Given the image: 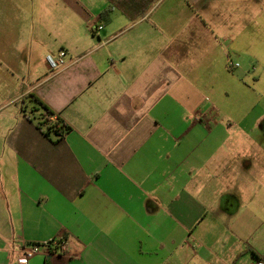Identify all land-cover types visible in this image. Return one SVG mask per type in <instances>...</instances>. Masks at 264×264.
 <instances>
[{
	"label": "crops",
	"instance_id": "1",
	"mask_svg": "<svg viewBox=\"0 0 264 264\" xmlns=\"http://www.w3.org/2000/svg\"><path fill=\"white\" fill-rule=\"evenodd\" d=\"M63 1L89 30H36L44 71L0 90V264L34 244L69 255L29 264H263L264 0L113 7L112 30L108 0ZM21 32L0 30V61Z\"/></svg>",
	"mask_w": 264,
	"mask_h": 264
},
{
	"label": "rangeland",
	"instance_id": "2",
	"mask_svg": "<svg viewBox=\"0 0 264 264\" xmlns=\"http://www.w3.org/2000/svg\"><path fill=\"white\" fill-rule=\"evenodd\" d=\"M78 6L83 8L81 4H85L88 0H79ZM98 6V2L90 0L89 7ZM77 14V13H76ZM117 16H122L120 12ZM78 16V15H77ZM82 17V16H80ZM105 26H111L110 30L118 26L117 21L111 23L109 20ZM89 30L85 21L76 17L68 8L63 0H0V30H22V36H16L14 42V58L17 66H11L0 61V90L1 86L15 87L16 92L24 89L27 83H36L41 70L44 71L43 64H39V58H36V53L29 54V49H26L29 44L31 48L44 53V44L42 41L36 42L33 36L36 30ZM44 38L48 39L47 34H43ZM42 36V39H43ZM19 37V38H17ZM52 39H48L49 42ZM52 56L56 57L52 54ZM47 58V57H46ZM30 61V62H29ZM31 64V71H30ZM23 77L27 80L23 83ZM234 82V81H233ZM239 84V80H235ZM234 97V96H233ZM234 100L229 99V107ZM256 103V100H255ZM37 116V115H36ZM52 120H54L52 118ZM218 235V233H217Z\"/></svg>",
	"mask_w": 264,
	"mask_h": 264
},
{
	"label": "trees",
	"instance_id": "3",
	"mask_svg": "<svg viewBox=\"0 0 264 264\" xmlns=\"http://www.w3.org/2000/svg\"><path fill=\"white\" fill-rule=\"evenodd\" d=\"M110 2V7L102 12V18L110 20V15L112 8L115 7L119 9L128 19L136 20L143 16L150 6L157 0H108ZM33 100L38 105L39 109L42 110V114L39 116L38 127L47 136L54 135L55 141H59L65 134L70 130V127L64 124L60 120L53 121L52 118L54 114L49 110V108L39 99L33 98Z\"/></svg>",
	"mask_w": 264,
	"mask_h": 264
},
{
	"label": "built area",
	"instance_id": "4",
	"mask_svg": "<svg viewBox=\"0 0 264 264\" xmlns=\"http://www.w3.org/2000/svg\"><path fill=\"white\" fill-rule=\"evenodd\" d=\"M103 29L102 25L96 26L94 31H100ZM66 57L67 53L62 50L59 52L58 57H54L52 55L47 56V62L49 66L54 70H60L65 64H66ZM233 63L230 62V65ZM235 66H239V64H234ZM195 120L201 121L202 116L201 115H196ZM55 247H51L48 245L47 248L39 245V244H34V245H25L23 248L20 249L19 251V256H18V264H29V261L34 258L35 256L38 255H45V256H55V255H69L68 254V249L65 245H60V244H53ZM264 264V260H263Z\"/></svg>",
	"mask_w": 264,
	"mask_h": 264
}]
</instances>
